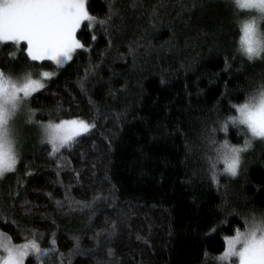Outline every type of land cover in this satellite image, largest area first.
Returning <instances> with one entry per match:
<instances>
[{"label":"trees","instance_id":"trees-1","mask_svg":"<svg viewBox=\"0 0 264 264\" xmlns=\"http://www.w3.org/2000/svg\"><path fill=\"white\" fill-rule=\"evenodd\" d=\"M86 9L94 23L81 24L83 47L62 66L32 61L24 42L0 46L5 77L51 74L17 120L0 231L45 252L24 264H229L226 237L264 220V141L222 126L264 86V57L238 53L229 0ZM72 118L89 131L57 152L42 143L44 124ZM246 139L237 175L225 173L222 155Z\"/></svg>","mask_w":264,"mask_h":264},{"label":"snow or ice","instance_id":"snow-or-ice-1","mask_svg":"<svg viewBox=\"0 0 264 264\" xmlns=\"http://www.w3.org/2000/svg\"><path fill=\"white\" fill-rule=\"evenodd\" d=\"M248 3L251 6L255 0H248ZM85 21L94 23L86 10L85 0H0V46L11 43L18 47L24 42L27 56L32 61L47 59L62 65L72 58L76 49L83 47L76 39V32ZM249 28L246 26V32ZM241 43L249 41L242 39ZM247 52L251 56L254 49L249 46ZM42 76L48 78L50 74L43 73ZM43 87L40 80H34L30 75L23 81L13 82L0 72V178L14 172L18 162L14 149V119L23 101ZM233 107L239 115L230 117L222 126L223 131L227 132L229 124L246 126L252 139L264 141V92L259 99L254 95L244 104ZM43 127L47 142L52 145L53 152H57L87 133L91 125L82 120H71ZM252 139H246L243 147H231L222 155L225 173L237 175L241 153L252 147ZM223 148H229L227 141ZM4 251L7 255L2 264H24L29 252L35 254V259H43L46 255L35 241L19 248L5 245ZM231 258H237L238 264H264V220L252 223L246 233L237 232L234 239L227 241V250L219 260L224 262Z\"/></svg>","mask_w":264,"mask_h":264},{"label":"clouds","instance_id":"clouds-1","mask_svg":"<svg viewBox=\"0 0 264 264\" xmlns=\"http://www.w3.org/2000/svg\"><path fill=\"white\" fill-rule=\"evenodd\" d=\"M237 16L238 37L236 40V49L240 55L249 61H255L264 57V2L255 0V3L249 6L248 0H229ZM244 13V15H241ZM246 26L250 28L246 32ZM242 39L249 43L242 44ZM251 46L254 52L249 55L247 48ZM264 92V88L254 90L257 99ZM246 128V126H244ZM250 138H252L251 132Z\"/></svg>","mask_w":264,"mask_h":264},{"label":"rangeland","instance_id":"rangeland-1","mask_svg":"<svg viewBox=\"0 0 264 264\" xmlns=\"http://www.w3.org/2000/svg\"><path fill=\"white\" fill-rule=\"evenodd\" d=\"M85 5H86V0H85ZM87 10V9H86ZM88 12V11H87ZM89 14V13H88ZM90 16V15H89ZM85 22H88V21H85ZM76 39L78 40V38H77V32H76ZM79 41V40H78ZM80 42V41H79ZM74 53V52H73ZM73 53H72V55H73ZM67 61H69V60H67ZM66 61V62H67ZM55 64H56V62L55 61H53ZM66 62H64L62 65H64ZM57 65V64H56ZM62 65H58V66H62ZM47 73H49V72H47ZM50 76H51V74H50ZM49 76V77H50ZM28 77V76H27ZM27 77H24L23 79H13L12 81L13 82H20V81H23L25 78H27ZM48 77V78H49ZM32 78V77H31ZM48 78H39V79H34V78H32V79H34V80H40L43 84H44V86H45V84H47V82H48ZM31 97V96H30ZM30 97H28L26 100H24L23 101V103H22V105H21V109H20V112L17 114V116L15 117V119H14V122H13V126H14V131H15V136H14V139H15V141H16V143H15V145H14V149H15V151H16V153H17V158L19 159L20 158V153H19V143H20V138H19V136H18V131H17V120H18V118L21 116V113L23 112L25 115H27V113H28V107H29V99H30ZM71 120H80V119H77V118H72V119H68V120H63V121H71ZM62 122V121H61ZM85 122V121H84ZM60 123V122H59ZM87 123V122H86ZM49 123H47V124H44L43 126H46V125H48ZM42 126V138H41V140H42V143L43 142H47V136H46V133H45V130H44V127ZM77 138V137H76ZM75 138V139H76ZM48 143V142H47ZM71 143V142H70ZM69 143V144H70ZM68 144V145H69ZM49 145L52 147V145L49 143ZM68 145H66L65 147H67ZM63 148V147H62ZM61 149V148H60ZM17 165V164H16ZM250 221H252V223H254V222H256V223H258V221L257 220H250ZM250 226V225H249ZM249 228V227H248ZM248 231V229L247 230H245V231H240L239 233H246ZM237 235V233L236 234H234V235H230V236H228V237H226V247H225V251L227 250V241L228 240H230V239H234L235 238V236ZM24 244H27V243H24ZM24 244H14V243H12L11 241H10V239L7 237V236H5L1 231H0V264H2V261H3V258L7 255V253L4 251V246L5 245H7V246H9V247H13V248H19V247H21V246H23ZM224 251V252H225ZM29 253H31V252H29ZM232 261H235V264H238V259L237 258H231V260L230 261H227L229 264H231V262Z\"/></svg>","mask_w":264,"mask_h":264},{"label":"bare ground","instance_id":"bare-ground-1","mask_svg":"<svg viewBox=\"0 0 264 264\" xmlns=\"http://www.w3.org/2000/svg\"><path fill=\"white\" fill-rule=\"evenodd\" d=\"M109 251V250H108Z\"/></svg>","mask_w":264,"mask_h":264}]
</instances>
